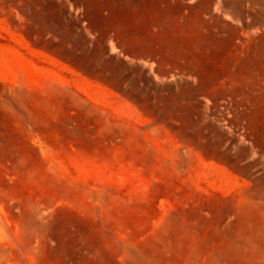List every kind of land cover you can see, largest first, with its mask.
<instances>
[{"label": "rangeland", "instance_id": "1", "mask_svg": "<svg viewBox=\"0 0 264 264\" xmlns=\"http://www.w3.org/2000/svg\"><path fill=\"white\" fill-rule=\"evenodd\" d=\"M214 1L0 0V264H264V33Z\"/></svg>", "mask_w": 264, "mask_h": 264}, {"label": "crops", "instance_id": "2", "mask_svg": "<svg viewBox=\"0 0 264 264\" xmlns=\"http://www.w3.org/2000/svg\"><path fill=\"white\" fill-rule=\"evenodd\" d=\"M213 1V9L215 6V1ZM241 2V7L243 9H253L255 10L254 14L251 17H254V25L249 27L251 21L249 15H239L233 14L231 12L224 11V2L225 0H216L217 6L223 8L222 17L227 20H232L235 26L239 29L241 33H264V0H237ZM257 13V14H256ZM211 32L219 30H210ZM259 54L262 58L259 63H257L253 76L250 78L254 81L264 82V42H257Z\"/></svg>", "mask_w": 264, "mask_h": 264}]
</instances>
